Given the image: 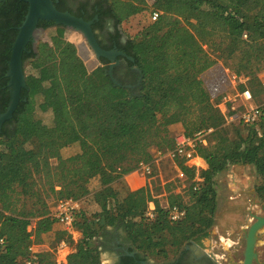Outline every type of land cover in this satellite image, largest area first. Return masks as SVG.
Masks as SVG:
<instances>
[{"label":"trees","instance_id":"1","mask_svg":"<svg viewBox=\"0 0 264 264\" xmlns=\"http://www.w3.org/2000/svg\"><path fill=\"white\" fill-rule=\"evenodd\" d=\"M105 2L126 37L119 50L132 58L126 59L124 76L120 66L113 67L116 83L106 59L88 72L66 33L62 38L64 28L52 22L39 21L38 28H54L56 34L29 43L23 53L26 88L10 120L13 130L0 134V264H24L29 246L40 243L55 224L49 217L51 203L79 201L91 179H120L139 162L151 161L153 149H171L176 135L171 131L177 126L186 136L214 128L207 145L196 149L207 169L196 173L178 162L189 182L185 194L176 193L173 180L154 184V172L144 188L122 197L103 188L94 197L100 210L82 211L73 223L82 240L79 235L80 242L65 238L72 250L67 264H100L95 244L107 228L121 229L128 253L143 260H167L190 243L200 244L214 224L215 179L232 167L251 166L259 180L256 193L264 197V104H258L263 116L255 126L226 124L218 109H210L211 96L201 79L215 66L228 68L247 78L254 99L258 93L264 96L256 77L264 63V0H157L153 7L161 15L153 23L144 0ZM27 7L26 0H0V113L9 100L11 47ZM141 13L148 24L131 36L122 25ZM37 96L52 114L50 126L34 116ZM73 144L79 151L61 157V150ZM194 176L201 180L196 190ZM164 199L168 207L185 211L178 222H170L169 209L160 204ZM149 203L154 205L152 218L147 216ZM42 264L54 263L46 258Z\"/></svg>","mask_w":264,"mask_h":264},{"label":"rangeland","instance_id":"2","mask_svg":"<svg viewBox=\"0 0 264 264\" xmlns=\"http://www.w3.org/2000/svg\"><path fill=\"white\" fill-rule=\"evenodd\" d=\"M148 24L147 18L144 14H138L126 22L123 23L122 28L131 36L136 35L144 26ZM66 41L73 43L78 51L80 59L84 63L88 72L101 66L98 59L95 58L94 54L86 44L83 37L70 30H61L62 38L64 39V34ZM56 34V29L51 28L48 30L39 29L36 36V43L38 41H49L52 35ZM65 40V39H64ZM25 68V66H24ZM28 71V68H27ZM25 75V74H24ZM26 79V76H25ZM201 79L203 80L207 91L210 96L214 99L221 95L230 93L228 80L223 73L221 67L215 66L211 70L205 72ZM247 86V83H246ZM249 87V86H247ZM251 89L250 87L248 88ZM255 105L264 104V96L262 93L256 95L254 99ZM34 116L41 120L43 124L50 126L52 122V114L45 106L42 104V98L37 96L34 102ZM180 128H173L171 131V136L177 134ZM79 151L77 144L70 145L63 148L60 152L61 157L67 158L75 155ZM52 165H55V161H51ZM169 166L170 171H172V176L164 178L160 182L158 179L154 184H166L168 180H173L172 185L179 186V181L175 177V172L172 168L170 162H161V170ZM98 180L99 189L93 194L94 197H99L101 190L107 186L112 188V190L120 197L124 196L125 189L122 185V180L114 179L110 182L104 183L106 179L102 176L95 177L91 179L86 184L87 194L81 198L84 200L90 194L89 188L94 189V181ZM259 180L255 175V172L251 166H237L221 173L215 179V190L217 194L216 200V211L214 215V224L209 230V237L203 239L200 242V246L205 250L206 253L210 254L217 264H242L243 251L245 247L244 235L247 231L248 226L253 222L250 218V214H255L257 216H264V197L259 196L256 193V186ZM185 187L182 193L187 192L189 186L188 180L184 183ZM95 201V200H94ZM34 201L28 202L27 207H30ZM92 202H85L83 208L86 213H89L92 208ZM52 206V203L50 207ZM91 206V207H90ZM81 207V206H80ZM90 207V209H88ZM35 210H41V207H35ZM93 214V213H89ZM111 230V229H110ZM107 231V230H106ZM118 235L125 238V234L121 229H117ZM107 232L104 233L106 235ZM63 234V231L61 232ZM104 235H100L101 242H104ZM110 235V234H109ZM64 237V236H63ZM61 238V235H60ZM57 241H53L52 247H55ZM255 252L257 253L258 262L254 264H264V228L258 233V242L256 244ZM174 255H170L169 258H173ZM113 260L110 251L104 248L100 256V264H111ZM154 261L155 259H149ZM157 261V260H155Z\"/></svg>","mask_w":264,"mask_h":264},{"label":"built area","instance_id":"3","mask_svg":"<svg viewBox=\"0 0 264 264\" xmlns=\"http://www.w3.org/2000/svg\"><path fill=\"white\" fill-rule=\"evenodd\" d=\"M157 0H144L149 8V21L151 23L157 21L161 12L156 10L153 6ZM246 39V35L243 36ZM225 74L230 93L221 95V99L216 104V99L211 97L210 109H218L225 117L226 124L238 122L242 127H253L263 116L260 105L254 104V98L251 91L246 86L247 78L242 75H237L228 68H222ZM256 77L260 84V87L264 91V63L256 73ZM243 87L242 90L240 88ZM229 113V115L227 114ZM214 128L202 129L192 136H186L182 131L177 132L174 136V144L171 149H153L151 151L152 159L149 162L141 161L137 164L134 172L142 174L144 177H148L154 172V166H158L163 161H168L172 164V168L175 172V177L179 181V186H176V193H182L187 181L185 173L178 167V162L184 167L193 168L198 173L202 167L201 164H206L197 153L196 149L199 146L207 145V137L213 132ZM193 190L197 189V184L201 181L197 176L193 178ZM80 201L73 200H59L52 203L49 209V217L55 221V224L60 225L63 228L64 238H60L57 241L55 247H52L50 255L52 256V262L54 264H67V258L72 253L66 242V236L71 235L74 239V235L78 232L73 231V223L77 215L82 212L80 207ZM166 207L169 209V220L172 223L178 222L184 217L185 211L179 209L176 206ZM154 210V209H153ZM148 206L147 216L152 218V211ZM35 223L32 222L27 231L33 233ZM79 234V233H78ZM80 235V234H79ZM81 236V235H80ZM33 239V235H31ZM75 240V239H74ZM3 241L0 240V244ZM42 243H32L28 248V256L24 264H42V256L44 253L41 251ZM71 251V253H70Z\"/></svg>","mask_w":264,"mask_h":264},{"label":"water","instance_id":"4","mask_svg":"<svg viewBox=\"0 0 264 264\" xmlns=\"http://www.w3.org/2000/svg\"><path fill=\"white\" fill-rule=\"evenodd\" d=\"M26 2L28 4L27 12L22 24L17 28V35L11 47L8 61L6 76L8 78L9 103L6 111L0 115V128L5 120L12 117L20 101V91L26 88L22 56L29 43L33 45L36 43L39 21L52 22L55 26H60L66 30L80 34L96 59L103 58L109 62V75L114 83H116V80L112 78L111 71L119 63L116 56L121 55L132 60V58L127 57L124 53L102 49L92 31L91 22H86L67 12H59L51 0H26ZM250 218L253 222L248 226L244 235L245 247L242 264H254L258 262L255 248L258 242V233L264 228V216L250 214Z\"/></svg>","mask_w":264,"mask_h":264},{"label":"flooded vegetation","instance_id":"5","mask_svg":"<svg viewBox=\"0 0 264 264\" xmlns=\"http://www.w3.org/2000/svg\"><path fill=\"white\" fill-rule=\"evenodd\" d=\"M51 1L53 2L56 10L59 12H67L77 18L83 19L86 22H91L92 31L99 46L102 49L107 51L114 50L124 53L120 51L119 48L126 42V37L122 33L121 27L116 25L115 20L108 14L107 4L105 2L106 0ZM116 59L119 61L117 66H120L123 69L121 75L124 76L127 58L117 55ZM1 68L2 65L0 64V69ZM3 91L4 88H0V110H3ZM6 91L8 92L7 85ZM7 106L5 107L6 109ZM4 112H1L0 115H2ZM11 118L5 120L1 124L0 134L3 131L9 132L13 130V124L10 122ZM1 137L2 136L0 135V138ZM104 239V242L101 243L104 245V248L110 251L112 254L113 260L111 264H217L214 258L210 254L206 253L205 250L196 243H190L189 245L184 246L173 258L152 261L135 258L136 252L128 253L130 244L127 242L126 238L118 235V231L113 232L108 237H104ZM132 258H134L132 260L133 262L127 260Z\"/></svg>","mask_w":264,"mask_h":264},{"label":"crops","instance_id":"6","mask_svg":"<svg viewBox=\"0 0 264 264\" xmlns=\"http://www.w3.org/2000/svg\"><path fill=\"white\" fill-rule=\"evenodd\" d=\"M165 162H168V161H165ZM201 167H202L201 170H206L207 169V165L206 164H201ZM172 173L173 172L170 171L169 166L166 169L163 167L162 170H161L160 164L158 166H154V175H155V177H154L153 181L155 182L158 179L160 182H162L163 181V179H161V178H163L162 175L164 176V178H167V177H171ZM121 180H122V185H123V188L125 189V192L128 191V190L136 191L138 189L144 188L147 185V183H148V180H147L146 177H144L142 174H140L138 172H134V171L131 172V173L123 175ZM93 181H94L93 185H95L94 189L92 190L93 187L89 188L90 194L87 196L86 199L80 201V206H81V209H82L83 212H85V210L83 208L84 207L83 204L85 202L90 203V201L92 202V205H91L92 208H91V210H89V211H91L89 213H96V212H98L100 210L99 206L93 200V194L95 193L96 190L99 189L98 180L96 181V179H95ZM160 204L163 207H165L167 205L165 199L164 200H160ZM148 206L152 210L154 209L153 203H149ZM90 207L88 209H90ZM106 230L109 233H113V232H115L117 230V228H107ZM62 231H63V228L60 225L54 224L52 229H51V231H49L48 233L43 234L41 236V243H42L41 251H42V253H44V255L42 256V260L43 259L45 260L46 258H48L49 261H52V256L48 252L53 250L51 244L53 243V241H58L60 239V235H61ZM76 235H79V234L76 233L74 235L75 241H77L76 240L77 238H75ZM80 238L82 240L81 236H80ZM81 240H79L77 242H80ZM95 245L97 246V249L99 250L100 256H101L102 249H103V244L101 243L100 237L98 238V240H97ZM70 253H71V251H70Z\"/></svg>","mask_w":264,"mask_h":264}]
</instances>
